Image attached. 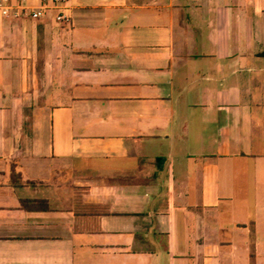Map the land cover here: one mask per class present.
<instances>
[{"label": "crops", "instance_id": "1", "mask_svg": "<svg viewBox=\"0 0 264 264\" xmlns=\"http://www.w3.org/2000/svg\"><path fill=\"white\" fill-rule=\"evenodd\" d=\"M68 6L0 15V264H264V0Z\"/></svg>", "mask_w": 264, "mask_h": 264}, {"label": "built area", "instance_id": "2", "mask_svg": "<svg viewBox=\"0 0 264 264\" xmlns=\"http://www.w3.org/2000/svg\"><path fill=\"white\" fill-rule=\"evenodd\" d=\"M69 0H38L37 5H26V0H0V15L3 17L30 16L39 20L44 18L48 11L55 10V19L58 22L68 21Z\"/></svg>", "mask_w": 264, "mask_h": 264}]
</instances>
